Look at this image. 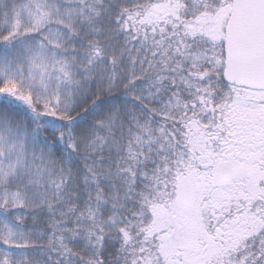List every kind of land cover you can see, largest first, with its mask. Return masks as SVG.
Here are the masks:
<instances>
[{
  "label": "snow or ice",
  "instance_id": "1",
  "mask_svg": "<svg viewBox=\"0 0 264 264\" xmlns=\"http://www.w3.org/2000/svg\"><path fill=\"white\" fill-rule=\"evenodd\" d=\"M0 264H264V0H0Z\"/></svg>",
  "mask_w": 264,
  "mask_h": 264
}]
</instances>
